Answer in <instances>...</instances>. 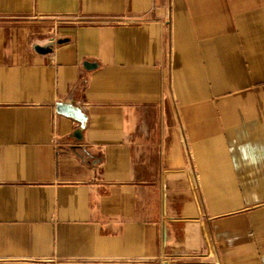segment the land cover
I'll use <instances>...</instances> for the list:
<instances>
[{
  "label": "crops",
  "instance_id": "crops-1",
  "mask_svg": "<svg viewBox=\"0 0 264 264\" xmlns=\"http://www.w3.org/2000/svg\"><path fill=\"white\" fill-rule=\"evenodd\" d=\"M165 261L264 264V0H0V264Z\"/></svg>",
  "mask_w": 264,
  "mask_h": 264
},
{
  "label": "water",
  "instance_id": "water-1",
  "mask_svg": "<svg viewBox=\"0 0 264 264\" xmlns=\"http://www.w3.org/2000/svg\"><path fill=\"white\" fill-rule=\"evenodd\" d=\"M35 48L38 52H41V53H46V52L51 51L50 46L45 47L42 45H36ZM56 111L66 115V116H70L72 118H75L82 123L85 120V116L82 114L80 109L78 107L71 105V104H68V103H63V102L57 103L56 104ZM74 134L77 136V134H79V131L76 130ZM164 264H169V263L167 261H165Z\"/></svg>",
  "mask_w": 264,
  "mask_h": 264
}]
</instances>
